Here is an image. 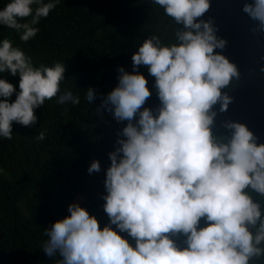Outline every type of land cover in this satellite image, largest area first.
Masks as SVG:
<instances>
[{
	"label": "clouds",
	"instance_id": "clouds-1",
	"mask_svg": "<svg viewBox=\"0 0 264 264\" xmlns=\"http://www.w3.org/2000/svg\"><path fill=\"white\" fill-rule=\"evenodd\" d=\"M58 3L8 0L0 9V26L27 42ZM151 3L180 27L173 43L147 37L131 57L133 72L118 67V84L102 100L117 123L127 122L105 173L108 224L101 229L94 216L72 203L70 215L45 229L42 251L58 257L55 264H254L264 258V143L239 122L223 123L229 135L212 130L213 106L227 110L232 97L222 90L240 73L214 52L227 42L216 36L212 20H197L210 0ZM242 10L258 22L254 31L264 35V0H252ZM141 65L155 78L160 102L155 110H141L152 95L137 71ZM5 72L20 79L10 103L14 86L0 78V138L12 139V122L35 124L34 110L45 100L80 103L79 96L60 90L65 63L34 66L7 38L0 39V74ZM85 99L93 101L91 88ZM35 138L43 141L45 132ZM87 171L99 172V162L93 160ZM118 232L127 233L134 246Z\"/></svg>",
	"mask_w": 264,
	"mask_h": 264
},
{
	"label": "trees",
	"instance_id": "trees-1",
	"mask_svg": "<svg viewBox=\"0 0 264 264\" xmlns=\"http://www.w3.org/2000/svg\"><path fill=\"white\" fill-rule=\"evenodd\" d=\"M8 0H0V9ZM252 0H210L202 17L212 20L216 36L227 43L214 49L234 63L240 73L222 92L232 97L225 112L219 104L213 133L229 135L225 121L248 127L264 143V35L254 31L257 21L243 12ZM27 19H30L27 18ZM39 32L27 42L13 29L0 26V39H9L34 66L65 63V80L60 90L80 97L79 104L45 100L34 110L35 124L23 126L12 122V139L0 138V264H55L43 250L45 229L70 215L68 205L79 204L94 216L100 228L108 224L102 199L106 195L104 180L110 166L109 153L119 145L117 139L126 121L117 123L102 100L118 84V67L133 72L131 57L151 35L162 43L175 42L174 31L180 27L151 0H59L48 17L41 18ZM148 81L152 95L142 106L155 110L159 100L155 78L147 66L137 67ZM0 78L14 86L7 98L11 103L19 91V76L5 72ZM91 88L89 103L85 92ZM59 95V93H58ZM3 99V98H0ZM45 132L43 141L36 136ZM96 160L100 171L87 169ZM259 199V197H257ZM200 226H203L201 220ZM113 230L115 226L112 225ZM134 246L127 233H119ZM180 242V241H178ZM264 264V258L254 261Z\"/></svg>",
	"mask_w": 264,
	"mask_h": 264
}]
</instances>
